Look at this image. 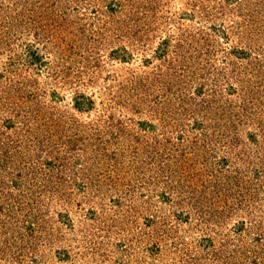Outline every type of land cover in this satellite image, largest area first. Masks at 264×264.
<instances>
[{
    "label": "rangeland",
    "instance_id": "374dc122",
    "mask_svg": "<svg viewBox=\"0 0 264 264\" xmlns=\"http://www.w3.org/2000/svg\"><path fill=\"white\" fill-rule=\"evenodd\" d=\"M0 264H264V0H0Z\"/></svg>",
    "mask_w": 264,
    "mask_h": 264
}]
</instances>
